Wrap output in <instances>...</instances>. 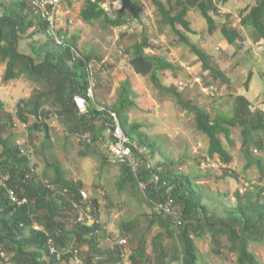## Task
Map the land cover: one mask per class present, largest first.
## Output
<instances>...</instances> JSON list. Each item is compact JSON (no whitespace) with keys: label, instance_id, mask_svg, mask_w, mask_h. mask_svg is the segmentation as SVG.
<instances>
[{"label":"trees","instance_id":"16d2710c","mask_svg":"<svg viewBox=\"0 0 264 264\" xmlns=\"http://www.w3.org/2000/svg\"><path fill=\"white\" fill-rule=\"evenodd\" d=\"M83 1L80 18L84 22L102 19L107 25L119 27L127 23L123 12H128L132 20L141 18L142 8L132 0H122L120 11H112V14H116L114 17L102 7L105 0ZM150 1L156 8L160 22L201 61L202 71H210L213 77L228 81L220 69L210 64L209 54L191 42L189 33L192 29L186 19L188 11L196 8L211 34L217 28L214 15L218 14V7L225 6L228 0ZM255 1L253 6L239 14V22L236 16V25L233 26L228 18L230 15L221 25L220 34L229 44H236L242 39L239 28L243 26L255 49L264 45V0ZM0 12V62L5 63L2 80L7 82L24 76L48 85L46 90H39L32 95L29 101L22 100L16 110L18 119L27 125L29 115H33L35 120L28 127L29 133L43 132L44 137L49 138L46 119L53 115L72 134L90 133V142H83L87 150L92 146H96V150L97 145L103 149L105 141L101 138L111 127V120L106 110L99 111V103L87 96L88 77L92 74L89 70L92 54L78 55L75 37L64 38L66 30L52 29L49 21L27 0H2ZM41 38L45 40L40 43L38 41ZM27 39H30L27 44L30 51L21 52L19 44ZM147 45L146 36L132 45L131 68L135 74L148 75L161 92L173 97L179 106L194 115L197 129L208 138V155L217 154L224 162H229L231 156L222 145L219 135L224 134L227 141L232 143L230 128L240 126L241 152L247 162L245 167L254 164L263 173V159L254 156L252 148L264 150V112H251L248 99L240 95L236 97L232 115L217 113L212 116L203 106L185 99L175 87L161 83L160 72L175 70L177 66L161 55L146 54L144 49ZM130 92V82L125 79L118 88L115 104L103 107L117 113L138 162L136 173L128 165L117 163L121 166L122 183L134 189L139 183L143 184L146 201L153 210L148 216L146 230L154 226L160 228L152 242L155 255L153 264H166L168 261L199 264L200 252L193 236L202 237L205 234H209L214 243H219V237L225 236L237 249L238 264H260L248 245L249 242L260 243L264 238V200L261 198L264 188L255 186V190H247L243 194L237 190L234 193V205L225 206L221 213L211 210L204 202L202 190L196 183L197 177L174 169L176 163L170 158L151 164L152 156L156 154L153 141L139 131V124L130 123L126 116L127 106L133 105ZM76 95L87 101L86 111L81 114L74 102ZM12 125L10 115L4 111L0 99V176L7 177L0 179V250L5 254L4 257L0 256V264H60L62 261L71 264L73 256L78 255L84 264H93L95 260V264L121 262V246L116 245L111 250L100 246L99 239L104 236V231L100 230L101 223L87 226L77 220L71 200L80 201L81 189L64 177L61 165L55 161L50 164L53 174L47 176L46 182L38 179L24 147L15 143L12 136L4 135ZM45 142L44 146L51 144L48 140ZM87 150L83 152L84 155L88 153ZM102 157L104 160L109 158L107 154ZM146 164H149V168ZM63 188L68 190L66 195L54 194L53 191ZM9 191H13L19 199H25V202L20 205L15 203ZM87 202L93 215L98 216L96 200L89 202L88 199ZM155 203L177 212L180 224L176 225L172 215L157 212ZM34 225L39 229L34 228ZM120 227L133 232L139 225L137 221L126 222ZM166 237L174 243L170 252L163 245ZM144 241L146 237L143 233L130 257L133 264L136 259L143 262L149 260ZM50 246L56 250L54 253H51ZM83 246H87L85 253L81 251ZM57 252L61 254L60 259H57Z\"/></svg>","mask_w":264,"mask_h":264},{"label":"rangeland","instance_id":"374dc122","mask_svg":"<svg viewBox=\"0 0 264 264\" xmlns=\"http://www.w3.org/2000/svg\"><path fill=\"white\" fill-rule=\"evenodd\" d=\"M132 1L142 8L140 20H132L128 12H123L127 23L115 27L107 25L102 19L84 22L80 18L84 1L74 0L63 5L57 29L64 32L66 30L67 35L64 38L75 37V50L78 55L92 54L89 70L94 78L93 100L96 97L98 103L112 106L117 101L121 82L128 79L131 90L129 97L133 105L127 106L126 116L130 123L139 124V131L153 141L156 154L152 156L151 164L158 160L163 162L167 158L173 160L176 163L174 169L198 178L196 183L202 190L204 202L214 212L221 213L225 206L236 203L235 191L243 194L247 190H255V186L264 188V172H260L254 164L245 167L247 162L241 152V127L230 128L232 143L227 141L224 134L219 135L222 145L231 156L229 162H224L217 154L209 156L208 138L197 129L194 115L179 106L173 97L161 92L148 75L134 73L129 63L131 47L142 36H146V54L161 55L177 66L175 70L160 72L161 83L175 87L183 93L185 99L203 106L212 116L217 113L232 115L236 97L240 95L248 99L249 105L264 112V53L259 54L253 48L243 26L239 28L242 39L236 44H229L220 34V27L226 22L228 15L234 26L236 16L240 17L239 14L253 6L256 1L228 0L225 6L220 5L218 14L214 15L217 28L211 34L207 31L205 19L196 8L190 9L186 16L192 29L189 33L191 42L209 54L210 64L220 69L228 81L213 77L210 71H202L201 61L160 22L156 8L150 0ZM104 5L106 6L103 8H108L111 17L116 15L112 11L119 10L121 6L119 0L105 2ZM69 18H72V23L68 21ZM44 40L45 38H41L38 42ZM29 42L30 39L21 41L19 50L28 53ZM4 70L5 63L0 62V99L3 101L4 111L13 122L4 135L12 136L15 143L24 147L38 179L46 182L47 176L53 174L50 164L55 161L61 165L66 179L72 180L78 188L85 190L89 202L96 200L100 230L104 231V236L99 239L100 246L109 249L116 245L121 246V262L118 264H133L130 257L143 233L149 260L143 262L136 259L134 264H153L155 255L152 242L160 228L154 226L146 230L148 216L153 210L146 201L144 187L139 184L134 189L127 183H122L121 166L111 161L104 147L100 149L97 145L96 150V146L86 149L85 143L91 140L88 137L91 136L89 132L81 135L82 140H77L64 123L53 115L46 117L49 138H45L43 132L30 134L28 127L32 126L35 117L29 115L28 123L24 125L17 117V107L22 100L29 101L39 90H46L48 85L24 76L4 82ZM195 77L201 79L200 84L195 82ZM248 77L250 79L246 84ZM210 85L215 87L213 94L207 92ZM83 112L85 110L79 109L78 113ZM44 140L51 144L44 146ZM86 150L88 153L84 155ZM103 153L108 155V160L103 159ZM252 153L262 157L264 162V150L252 148ZM261 198L264 200V190ZM136 221L139 227L133 232L120 227L126 222ZM120 239H126V243L121 244ZM193 239L200 252L199 264H238L237 249L225 236L219 237V243H214L209 234L193 236ZM173 244L168 237L163 240V245L169 252ZM248 246L256 260L264 264V238L260 243L249 242ZM86 250L87 246L81 247L82 252L85 253ZM70 262L84 264L79 255L73 256ZM95 263L96 260L93 264Z\"/></svg>","mask_w":264,"mask_h":264},{"label":"built area","instance_id":"2783aa9c","mask_svg":"<svg viewBox=\"0 0 264 264\" xmlns=\"http://www.w3.org/2000/svg\"><path fill=\"white\" fill-rule=\"evenodd\" d=\"M31 6H33L35 9H37L43 18L47 19L49 23L51 24V28H57L58 23V17L60 12V7L63 2H69L72 0H27ZM74 1V0H73ZM103 7L106 5L102 4ZM105 9V8H104ZM107 12L109 11L108 8L105 9ZM241 18L237 16V21L239 22ZM70 23H72V18H69L68 20ZM57 41L61 43L60 39L57 38ZM256 51L261 54L264 53V45H259L256 47ZM93 74H90L88 77L89 87L87 89V96L93 99V89H94V82H93ZM195 82L201 83V79L199 77L194 78ZM208 93L213 94L215 91L214 85H210L207 87ZM74 102L78 109L86 110L87 101L84 97L76 95L74 96ZM264 104V101H263ZM98 110H106V114L108 118L111 120L109 127L110 132V138L109 140L104 142V148L107 150L108 154L110 155L111 160L114 163H120V164H126L128 165L131 170L136 173L137 172V166L138 162L137 159L134 156L133 149L131 146L130 138L127 136L125 131L123 130L119 117L117 113L111 109H106L103 106L98 105ZM249 109L251 112H255L257 110V107L254 105H250ZM90 137V136H88ZM146 167L149 168V164H146ZM0 179H7L6 176H0ZM141 186L143 184L139 183ZM54 189V188H52ZM54 194H58L61 196H64L68 193V190L66 188H63L61 190H55L53 191ZM10 198L17 203L18 205L25 202V199H19L17 195L13 191H9ZM79 195L81 196L80 201L71 200L72 209L76 215V218L79 222L82 224H85L87 226H91L94 224L100 223L99 216L93 215L91 211V206L89 205L88 196L85 192V190L81 189L79 191ZM155 210L157 212H163L165 214L172 215L173 218L176 221V225L180 224L179 216L177 215V212H173L171 208L161 204V203H155L154 205ZM34 228L39 229L38 226L34 225ZM97 234L99 233L98 230H96ZM121 244L125 243V240L119 241ZM51 253H54L56 250L54 247L50 246ZM4 253L0 250V256L4 257ZM60 253L57 252V259H60Z\"/></svg>","mask_w":264,"mask_h":264},{"label":"crops","instance_id":"0c3cea01","mask_svg":"<svg viewBox=\"0 0 264 264\" xmlns=\"http://www.w3.org/2000/svg\"><path fill=\"white\" fill-rule=\"evenodd\" d=\"M73 1V0H72ZM72 1H69V2H63L62 4H61V7H60V12H61V10H62V8H63V5H65V4H68V3H71ZM105 2H113V0H105L102 4H105ZM119 3H120V5L122 6V0H119ZM101 4V5H102ZM121 6H120V8H121ZM83 7V6H82ZM103 7V6H102ZM80 11H81V9H80ZM60 12H59V15H60ZM61 16V15H60ZM60 17H58V19H59ZM253 45V44H252ZM254 48V47H253ZM255 49V48H254ZM132 52V51H131ZM167 59V58H166ZM129 63H130V60H129ZM95 101H96V103H98L97 102V100H96V97H95ZM99 105L100 106H105V104H101V103H99ZM107 106V105H106ZM25 125V124H24ZM82 134H84L83 132L82 133H74V136L76 137V139L78 140H82L83 139V137L81 136ZM104 134V136H103V138H101V140H104V141H107V140H109V138H110V132H109V129H107V132H104L103 133ZM80 136V137H78V136ZM120 240H125V243H126V239H120ZM102 247V246H101ZM115 247V246H114ZM113 247V248H114ZM105 250H111L112 248H104ZM177 262L176 261H171L169 264H176Z\"/></svg>","mask_w":264,"mask_h":264},{"label":"clouds","instance_id":"9594fccd","mask_svg":"<svg viewBox=\"0 0 264 264\" xmlns=\"http://www.w3.org/2000/svg\"><path fill=\"white\" fill-rule=\"evenodd\" d=\"M238 25V24H237ZM76 105V104H75ZM86 108H87V106H86ZM86 111V110H85ZM114 111V110H113ZM110 126V125H109ZM109 129V128H108ZM124 130V129H123ZM126 133V132H125ZM113 162V161H112ZM114 163V162H113Z\"/></svg>","mask_w":264,"mask_h":264}]
</instances>
